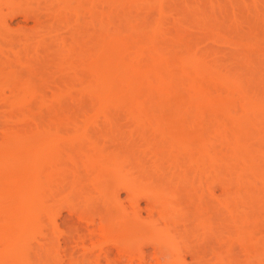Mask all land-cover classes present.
I'll use <instances>...</instances> for the list:
<instances>
[{"label": "rangeland", "instance_id": "rangeland-1", "mask_svg": "<svg viewBox=\"0 0 264 264\" xmlns=\"http://www.w3.org/2000/svg\"><path fill=\"white\" fill-rule=\"evenodd\" d=\"M0 264H264V0H0Z\"/></svg>", "mask_w": 264, "mask_h": 264}]
</instances>
